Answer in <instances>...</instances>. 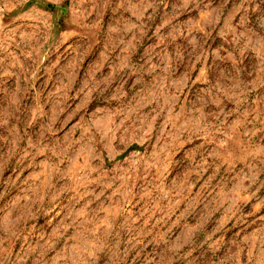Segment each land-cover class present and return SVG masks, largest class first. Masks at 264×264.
Masks as SVG:
<instances>
[{
	"label": "rangeland",
	"instance_id": "374dc122",
	"mask_svg": "<svg viewBox=\"0 0 264 264\" xmlns=\"http://www.w3.org/2000/svg\"><path fill=\"white\" fill-rule=\"evenodd\" d=\"M0 264H264V0H0Z\"/></svg>",
	"mask_w": 264,
	"mask_h": 264
}]
</instances>
